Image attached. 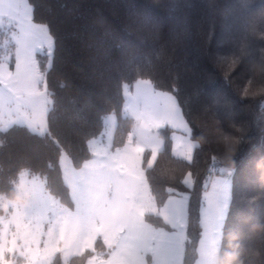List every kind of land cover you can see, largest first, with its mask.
<instances>
[{
    "label": "trees",
    "instance_id": "trees-1",
    "mask_svg": "<svg viewBox=\"0 0 264 264\" xmlns=\"http://www.w3.org/2000/svg\"><path fill=\"white\" fill-rule=\"evenodd\" d=\"M28 1L32 20L47 24L54 38L50 63L37 55L51 105L44 134L20 124L0 129V215L3 199L19 196L24 170L43 177L47 190L73 207L61 156L81 167L110 113L119 116L114 145H123L133 127L122 116L124 84L148 79L175 95L197 141L191 161L177 157L171 130L163 129V149L152 166L149 152L144 160L159 203L190 192L183 264L198 257L202 183L212 163L234 169L218 258L235 249L239 264H264V169L257 167L264 164V71L255 67H264V0ZM6 34L0 31V41ZM224 136L234 141L231 155ZM188 173L192 188L184 182ZM146 218L165 225L161 217ZM93 253L67 264H86Z\"/></svg>",
    "mask_w": 264,
    "mask_h": 264
},
{
    "label": "rangeland",
    "instance_id": "rangeland-1",
    "mask_svg": "<svg viewBox=\"0 0 264 264\" xmlns=\"http://www.w3.org/2000/svg\"><path fill=\"white\" fill-rule=\"evenodd\" d=\"M0 31L9 34L0 41V129L20 124L44 134L51 98L37 55L46 54L50 63L54 38L47 24L32 20L28 0H0ZM123 93L122 116L133 119L126 142L114 145L119 116L110 113L102 133L89 141L91 157L81 167L67 154L61 156L73 207L52 195L43 177L21 172L19 200L2 202L0 244L16 242L11 253H4L5 264H52L56 258L67 264L86 250L94 252L86 264H183L190 192L159 203L144 160L149 152L152 166L163 149V129L171 130L177 157L191 161L197 141L173 93L156 89L148 79L124 84ZM184 182L192 188L190 173ZM230 199L231 178L214 176L203 193L195 264L218 259ZM147 215L161 217L165 225L147 220Z\"/></svg>",
    "mask_w": 264,
    "mask_h": 264
},
{
    "label": "clouds",
    "instance_id": "clouds-1",
    "mask_svg": "<svg viewBox=\"0 0 264 264\" xmlns=\"http://www.w3.org/2000/svg\"><path fill=\"white\" fill-rule=\"evenodd\" d=\"M257 71H264V67L257 65L255 66ZM223 141L225 145L227 146V151L229 155H231L235 151V144L234 141L228 137L224 136ZM258 168L264 169V164H258ZM17 200H19V196L16 197ZM259 227V226H257ZM232 239H235V237H232ZM214 264H239L238 261V253L235 249H233L231 252H226L222 258H218L215 260Z\"/></svg>",
    "mask_w": 264,
    "mask_h": 264
},
{
    "label": "built area",
    "instance_id": "built-area-1",
    "mask_svg": "<svg viewBox=\"0 0 264 264\" xmlns=\"http://www.w3.org/2000/svg\"><path fill=\"white\" fill-rule=\"evenodd\" d=\"M234 173V169L231 167H227L218 163H212L209 168L207 173L205 174L203 183H202V188L207 189L209 186L210 181L214 178L216 175H222L226 178H230Z\"/></svg>",
    "mask_w": 264,
    "mask_h": 264
},
{
    "label": "snow or ice",
    "instance_id": "snow-or-ice-1",
    "mask_svg": "<svg viewBox=\"0 0 264 264\" xmlns=\"http://www.w3.org/2000/svg\"><path fill=\"white\" fill-rule=\"evenodd\" d=\"M15 240L11 242V246H5L7 242L0 244V264H5L4 253L8 252L11 253L15 247Z\"/></svg>",
    "mask_w": 264,
    "mask_h": 264
}]
</instances>
